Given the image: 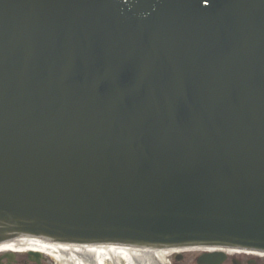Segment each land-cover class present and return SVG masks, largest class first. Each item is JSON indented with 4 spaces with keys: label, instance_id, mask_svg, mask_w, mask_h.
I'll list each match as a JSON object with an SVG mask.
<instances>
[{
    "label": "water",
    "instance_id": "95a60500",
    "mask_svg": "<svg viewBox=\"0 0 264 264\" xmlns=\"http://www.w3.org/2000/svg\"><path fill=\"white\" fill-rule=\"evenodd\" d=\"M264 253V0H0V244Z\"/></svg>",
    "mask_w": 264,
    "mask_h": 264
},
{
    "label": "bare ground",
    "instance_id": "6f19581e",
    "mask_svg": "<svg viewBox=\"0 0 264 264\" xmlns=\"http://www.w3.org/2000/svg\"><path fill=\"white\" fill-rule=\"evenodd\" d=\"M0 252H38L53 259L78 264H149L161 260L169 251L137 250L121 247L57 246L33 239H19L0 245Z\"/></svg>",
    "mask_w": 264,
    "mask_h": 264
},
{
    "label": "flooded vegetation",
    "instance_id": "af4514ba",
    "mask_svg": "<svg viewBox=\"0 0 264 264\" xmlns=\"http://www.w3.org/2000/svg\"><path fill=\"white\" fill-rule=\"evenodd\" d=\"M0 264H71L64 260H54L48 256L27 254H0ZM156 264H264V257L255 254L227 253L222 259L207 251H191L169 261Z\"/></svg>",
    "mask_w": 264,
    "mask_h": 264
},
{
    "label": "rangeland",
    "instance_id": "374dc122",
    "mask_svg": "<svg viewBox=\"0 0 264 264\" xmlns=\"http://www.w3.org/2000/svg\"><path fill=\"white\" fill-rule=\"evenodd\" d=\"M164 260H167V258H164Z\"/></svg>",
    "mask_w": 264,
    "mask_h": 264
}]
</instances>
